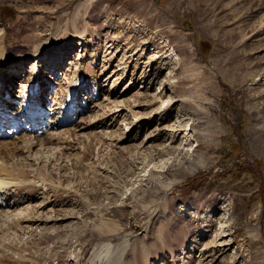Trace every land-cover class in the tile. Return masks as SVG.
Segmentation results:
<instances>
[{
    "label": "rangeland",
    "instance_id": "1",
    "mask_svg": "<svg viewBox=\"0 0 264 264\" xmlns=\"http://www.w3.org/2000/svg\"><path fill=\"white\" fill-rule=\"evenodd\" d=\"M89 1L0 0V264H264V0Z\"/></svg>",
    "mask_w": 264,
    "mask_h": 264
},
{
    "label": "bare ground",
    "instance_id": "2",
    "mask_svg": "<svg viewBox=\"0 0 264 264\" xmlns=\"http://www.w3.org/2000/svg\"><path fill=\"white\" fill-rule=\"evenodd\" d=\"M93 1L94 0H90L89 3H92ZM81 8L83 9L84 6L82 5L80 7V9H78V11L76 13V17H75L76 20H77L78 16L81 14ZM80 36H81V38H83L82 37L83 34H80ZM1 38H2V36H1V30H0V40H1ZM7 56L8 55H6V51H5L4 46H2L0 43V130L2 132L1 133L2 138L5 136L9 137L12 133L11 131H13V128L15 126V122L10 120L11 117L15 116L13 113V109H12L11 104L8 105V101H9L8 98H9L10 90H8V89L5 90V88L3 89V87H4L3 82H5L4 79L6 77L5 70H7V68L10 65L11 66L15 65V62L10 60V58L8 59ZM35 77H36V75H35ZM170 80H172V79H169L168 82ZM34 82H35V80H34ZM39 86H40V83L35 82L33 85H31L30 90H29V96L31 98H34V100L30 103L31 105L34 104V106L32 107L34 110L38 109L39 108L38 105L40 104V102H39L40 100H38V98L36 96L37 95L36 92L38 91ZM78 86L79 85L77 84V82H74V85H72V87L70 88L71 90H70L69 99H72L74 97V95L78 92ZM165 88H166V86H165ZM73 109H71L70 106L65 107V110H68L69 112H71V110H73ZM65 112H67V111H65ZM31 116H32V118H35L34 117L35 113H33V115H31ZM15 118H18V117L16 116ZM59 123H56V125H55L56 128L58 126H60L61 124H63V122H60V121H59ZM52 126H54V125H52ZM9 127L12 128V130H9ZM34 130L36 131V129H34ZM1 142H2V140L0 139V144H2ZM170 146L162 148L163 151H165L168 148L172 149V147H170ZM4 151L6 152L5 154L3 153ZM181 155L183 157V154H181ZM7 156L14 158L15 149H11V148H9V146H7L6 150H4V149H3V151L0 150V200L2 202H4L5 204L10 205V203L7 199L8 196L6 194L7 190L11 186H14V188H18L19 185H22L23 183H22V181L15 180L13 178V171L16 169L8 167L7 161H5ZM183 159L186 161V163H188L190 165V167L194 168L196 166V163L194 162V160L191 157H187V159L185 157H183ZM102 251H104L105 253H102ZM127 251H128V243H124V246L122 248H119L118 251L116 250L117 257H116L115 262H117V260H121L125 256V252H127ZM113 252H114L113 245L110 243L105 244L104 247L92 258L91 264H97L98 262L109 257ZM75 258L78 261L77 264H79L80 255L79 254L76 255Z\"/></svg>",
    "mask_w": 264,
    "mask_h": 264
},
{
    "label": "trees",
    "instance_id": "3",
    "mask_svg": "<svg viewBox=\"0 0 264 264\" xmlns=\"http://www.w3.org/2000/svg\"><path fill=\"white\" fill-rule=\"evenodd\" d=\"M200 186H201L200 183H198V182H194L192 188H187V189H185V190H186V194H189V192H190L191 189H193V188H197V187H200Z\"/></svg>",
    "mask_w": 264,
    "mask_h": 264
}]
</instances>
